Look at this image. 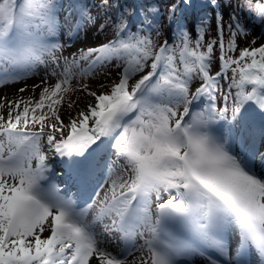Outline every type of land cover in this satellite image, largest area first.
<instances>
[{
    "label": "snow or ice",
    "instance_id": "6c2138e0",
    "mask_svg": "<svg viewBox=\"0 0 264 264\" xmlns=\"http://www.w3.org/2000/svg\"><path fill=\"white\" fill-rule=\"evenodd\" d=\"M248 17L264 25V0H169L163 24L143 0H0V84L44 72L39 99L0 116V264H264V44L239 47ZM89 32L104 41L72 51ZM77 90L91 101L65 122Z\"/></svg>",
    "mask_w": 264,
    "mask_h": 264
},
{
    "label": "rangeland",
    "instance_id": "374dc122",
    "mask_svg": "<svg viewBox=\"0 0 264 264\" xmlns=\"http://www.w3.org/2000/svg\"><path fill=\"white\" fill-rule=\"evenodd\" d=\"M212 35H215V32H212ZM255 40V44L263 42L264 38L261 36H257L256 32H251L246 38L240 37L239 38V47H244L251 44V41ZM104 41V35L99 32H89L87 35H82L80 40L72 46V51L77 48H87L90 46H95L96 44ZM254 44V45H255ZM65 55L68 54L67 51L64 53ZM215 71V69H213ZM37 75L29 76L27 79L20 80L18 82H8L7 84H0V103L3 104V107H0V116H4L5 119L7 118L9 108L8 102L9 101H17V100H24L28 101L29 99L32 100L33 103L39 99V94L41 88H36L33 91V85L39 84L41 79L44 75L43 67L36 69ZM110 75H107L109 74ZM118 69L109 67L105 70L104 74L98 75L96 77H89L86 82L89 83V86L92 90L99 91V84L101 83H110L112 79L117 78ZM107 75V79L105 76ZM54 82V78H50L48 83L51 84ZM75 81L73 84L75 85ZM24 88L26 89L24 92H20L19 89ZM91 98L88 97L83 91L77 90L74 92H68L64 95V100L62 101V105L60 107V116L61 119L67 122V117L69 113L75 114L79 110L83 109L86 103L90 102ZM69 102H73V107L69 109L67 107ZM46 131H48L46 129ZM42 144L45 146L46 150V141H42ZM35 163V162H33ZM49 163L52 165V172L49 174L50 179L57 183L61 184L62 182L66 185L67 180L63 176H55L54 173L57 171L62 170V165L59 163L58 160L50 159ZM72 186V185H71ZM73 187V186H72ZM63 189V188H62ZM61 194H64V192ZM44 237L49 235V232H44Z\"/></svg>",
    "mask_w": 264,
    "mask_h": 264
},
{
    "label": "trees",
    "instance_id": "16d2710c",
    "mask_svg": "<svg viewBox=\"0 0 264 264\" xmlns=\"http://www.w3.org/2000/svg\"><path fill=\"white\" fill-rule=\"evenodd\" d=\"M129 2H131V0H129ZM143 2L152 5L154 7L159 8L160 10V17H161V23L163 24V18L167 15V9L169 6V0H143ZM246 26L249 27V32H256L257 36H261L262 38H264V25H261L260 23H258L256 20L252 19V17H248L247 20V24ZM165 33H166V29H165ZM165 39V36L162 35L158 41V43H163ZM225 39L227 40V35L225 37ZM261 44H264V40L261 43L255 44V45H251L253 47H258ZM250 45L244 46V47H248ZM243 48V47H240Z\"/></svg>",
    "mask_w": 264,
    "mask_h": 264
},
{
    "label": "bare ground",
    "instance_id": "6f19581e",
    "mask_svg": "<svg viewBox=\"0 0 264 264\" xmlns=\"http://www.w3.org/2000/svg\"><path fill=\"white\" fill-rule=\"evenodd\" d=\"M67 188H70V187H69V184H68V185H67V184L65 185V188H63V189H64L63 191H66ZM107 246L110 247V248H115V245L108 244ZM93 264H95L94 261H93Z\"/></svg>",
    "mask_w": 264,
    "mask_h": 264
}]
</instances>
